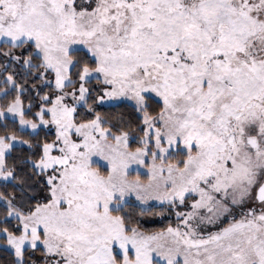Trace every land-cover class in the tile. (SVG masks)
Returning a JSON list of instances; mask_svg holds the SVG:
<instances>
[{"label":"snow or ice","instance_id":"snow-or-ice-1","mask_svg":"<svg viewBox=\"0 0 264 264\" xmlns=\"http://www.w3.org/2000/svg\"><path fill=\"white\" fill-rule=\"evenodd\" d=\"M0 264H264V0H0Z\"/></svg>","mask_w":264,"mask_h":264}]
</instances>
